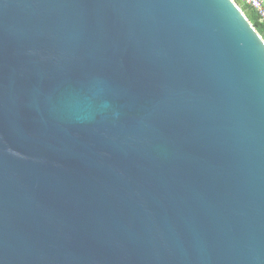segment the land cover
<instances>
[{"label": "water", "instance_id": "95a60500", "mask_svg": "<svg viewBox=\"0 0 264 264\" xmlns=\"http://www.w3.org/2000/svg\"><path fill=\"white\" fill-rule=\"evenodd\" d=\"M0 264H264L234 0H0Z\"/></svg>", "mask_w": 264, "mask_h": 264}, {"label": "trees", "instance_id": "16d2710c", "mask_svg": "<svg viewBox=\"0 0 264 264\" xmlns=\"http://www.w3.org/2000/svg\"><path fill=\"white\" fill-rule=\"evenodd\" d=\"M242 9L248 20L264 40V21H260L257 12L242 0H234Z\"/></svg>", "mask_w": 264, "mask_h": 264}, {"label": "built area", "instance_id": "2783aa9c", "mask_svg": "<svg viewBox=\"0 0 264 264\" xmlns=\"http://www.w3.org/2000/svg\"><path fill=\"white\" fill-rule=\"evenodd\" d=\"M258 14L259 20L264 21V0H244Z\"/></svg>", "mask_w": 264, "mask_h": 264}, {"label": "clouds", "instance_id": "9594fccd", "mask_svg": "<svg viewBox=\"0 0 264 264\" xmlns=\"http://www.w3.org/2000/svg\"><path fill=\"white\" fill-rule=\"evenodd\" d=\"M245 2V1H244Z\"/></svg>", "mask_w": 264, "mask_h": 264}]
</instances>
